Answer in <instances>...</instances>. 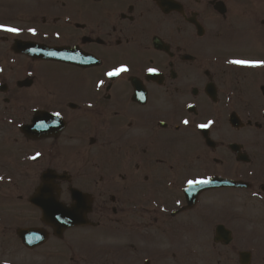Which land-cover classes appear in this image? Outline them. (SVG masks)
I'll return each instance as SVG.
<instances>
[{
	"label": "flooded vegetation",
	"instance_id": "1",
	"mask_svg": "<svg viewBox=\"0 0 264 264\" xmlns=\"http://www.w3.org/2000/svg\"><path fill=\"white\" fill-rule=\"evenodd\" d=\"M0 26V264H264V0H0Z\"/></svg>",
	"mask_w": 264,
	"mask_h": 264
},
{
	"label": "snow or ice",
	"instance_id": "2",
	"mask_svg": "<svg viewBox=\"0 0 264 264\" xmlns=\"http://www.w3.org/2000/svg\"><path fill=\"white\" fill-rule=\"evenodd\" d=\"M0 30H4V31H7V32H10V33H17L18 34V29H15V28H7V27H3V26H0ZM232 63H235V64H245L246 62L244 61H233ZM128 71V68L127 67H120V68H117L115 69L114 71H111V72H108L107 75L109 77H114V76H118L119 74L123 73V72H127ZM150 73H153L155 72L154 69H149L148 70ZM103 83V82H101ZM185 124L188 123V121H184ZM199 127L203 128V127H207V125H200ZM208 181H200L199 183H207ZM191 183V181L189 182Z\"/></svg>",
	"mask_w": 264,
	"mask_h": 264
}]
</instances>
